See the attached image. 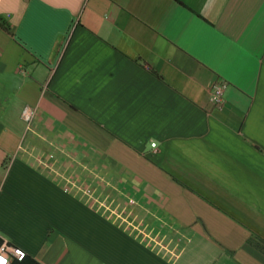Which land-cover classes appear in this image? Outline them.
Returning a JSON list of instances; mask_svg holds the SVG:
<instances>
[{
  "label": "crops",
  "instance_id": "1",
  "mask_svg": "<svg viewBox=\"0 0 264 264\" xmlns=\"http://www.w3.org/2000/svg\"><path fill=\"white\" fill-rule=\"evenodd\" d=\"M0 19L11 264H264V0H0Z\"/></svg>",
  "mask_w": 264,
  "mask_h": 264
},
{
  "label": "built area",
  "instance_id": "2",
  "mask_svg": "<svg viewBox=\"0 0 264 264\" xmlns=\"http://www.w3.org/2000/svg\"><path fill=\"white\" fill-rule=\"evenodd\" d=\"M226 86V83L222 82L216 83L214 85L212 97L216 103L221 104L223 102ZM34 114V108L30 106L25 107L23 116L26 121L31 122ZM152 145L155 146L156 143L153 142ZM26 257L27 251L24 248L11 244L7 239L2 240V243L0 245V260H2V264H11L13 259L22 261Z\"/></svg>",
  "mask_w": 264,
  "mask_h": 264
},
{
  "label": "trees",
  "instance_id": "3",
  "mask_svg": "<svg viewBox=\"0 0 264 264\" xmlns=\"http://www.w3.org/2000/svg\"><path fill=\"white\" fill-rule=\"evenodd\" d=\"M0 23H1L3 26H5L4 21H2L1 19H0ZM27 259H28V256H27L26 258H24L22 261H19V260L15 259L14 262H21V263H23V262H25Z\"/></svg>",
  "mask_w": 264,
  "mask_h": 264
},
{
  "label": "snow or ice",
  "instance_id": "4",
  "mask_svg": "<svg viewBox=\"0 0 264 264\" xmlns=\"http://www.w3.org/2000/svg\"><path fill=\"white\" fill-rule=\"evenodd\" d=\"M0 264H2V260H0Z\"/></svg>",
  "mask_w": 264,
  "mask_h": 264
}]
</instances>
